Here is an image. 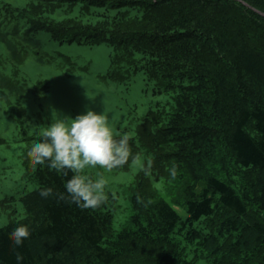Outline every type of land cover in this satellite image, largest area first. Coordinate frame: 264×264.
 Here are the masks:
<instances>
[{"label": "trees", "instance_id": "16d2710c", "mask_svg": "<svg viewBox=\"0 0 264 264\" xmlns=\"http://www.w3.org/2000/svg\"><path fill=\"white\" fill-rule=\"evenodd\" d=\"M44 35L106 44L107 77L143 72L155 93L173 95L171 109L138 126L147 157L120 231L106 204L42 198L68 177L37 165L20 198L26 216L0 228V264L18 253L23 264H194L192 247L207 264H264V0H0V104L29 111L46 91L25 71L32 56L56 64L41 53ZM17 222L32 229L20 247Z\"/></svg>", "mask_w": 264, "mask_h": 264}, {"label": "rangeland", "instance_id": "374dc122", "mask_svg": "<svg viewBox=\"0 0 264 264\" xmlns=\"http://www.w3.org/2000/svg\"><path fill=\"white\" fill-rule=\"evenodd\" d=\"M42 41L41 53L57 55L56 64L41 63L32 56L25 63V71L32 81L47 83L46 91L34 89L35 102L29 111L16 102L0 104V228L26 216L20 198L35 187L29 179L35 167L28 148L41 138L48 122L61 115L75 117L94 108L107 117L117 135L127 134L131 138L132 156L123 167L111 172L98 167L89 169L93 177L103 172L108 193L105 204L114 213V229L120 231L131 215V184L147 157L135 139L138 126L151 109L163 106L170 110L173 95L155 93L156 86L147 84L143 72L124 81L108 78L111 50L106 44H59L49 35H44ZM176 209L187 216L178 206ZM205 257L189 248L190 262L207 264Z\"/></svg>", "mask_w": 264, "mask_h": 264}, {"label": "clouds", "instance_id": "9594fccd", "mask_svg": "<svg viewBox=\"0 0 264 264\" xmlns=\"http://www.w3.org/2000/svg\"><path fill=\"white\" fill-rule=\"evenodd\" d=\"M130 140L127 134L117 135L107 117L94 108H87L75 117L61 115L51 119L41 138L28 148V156L33 167L47 166L68 178L63 192L42 187L40 196L44 199L55 197L82 210L103 206L108 199L103 172H111L128 163L132 156ZM97 167L103 172L93 177L89 169ZM169 171L175 176L176 166ZM31 234V225L22 222H17L10 232L17 247L22 246ZM23 260V255L18 253L17 264H23Z\"/></svg>", "mask_w": 264, "mask_h": 264}]
</instances>
